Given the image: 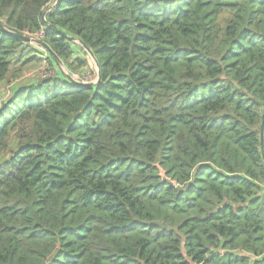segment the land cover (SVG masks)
Segmentation results:
<instances>
[{
  "label": "trees",
  "instance_id": "16d2710c",
  "mask_svg": "<svg viewBox=\"0 0 264 264\" xmlns=\"http://www.w3.org/2000/svg\"><path fill=\"white\" fill-rule=\"evenodd\" d=\"M54 1L0 0V83L57 62L18 34L93 76L61 32L99 81L0 103V264H264V0Z\"/></svg>",
  "mask_w": 264,
  "mask_h": 264
},
{
  "label": "rangeland",
  "instance_id": "374dc122",
  "mask_svg": "<svg viewBox=\"0 0 264 264\" xmlns=\"http://www.w3.org/2000/svg\"><path fill=\"white\" fill-rule=\"evenodd\" d=\"M34 45H36V44H34ZM72 45L74 46V49L76 50V54H78L80 57H82V59H84L86 61V69H88L89 67L93 68L94 67V63H93L92 57L87 52H85L84 50L82 52L78 48V46H80V44L78 42H73ZM38 49L40 50V48H38ZM54 68L56 70H54ZM61 70L64 73L68 74L67 69L62 64V62H60L59 60L56 62L54 67H52V66L49 67L48 64H47V61H45V60L41 61L40 63H36V62L28 63V64L22 66L20 69H19V65L18 64L13 65V71L15 72L16 76H10L3 83H0V103L4 100L3 99L4 94L7 91H10L12 86L24 85V84H28L31 81H35V80H39L40 79V78L39 79H32L30 77L31 74L43 71L42 75H46L45 77H48V76L54 75V73L56 71H61ZM70 73H71V75L72 74L77 75L78 80H80V81H90L91 82L94 79L92 77V75H91V76H88L90 78H88L86 80H83V76L82 77L80 76L81 69L73 70ZM45 77H43V78H45Z\"/></svg>",
  "mask_w": 264,
  "mask_h": 264
},
{
  "label": "water",
  "instance_id": "95a60500",
  "mask_svg": "<svg viewBox=\"0 0 264 264\" xmlns=\"http://www.w3.org/2000/svg\"><path fill=\"white\" fill-rule=\"evenodd\" d=\"M58 3V0H55L54 1V4L50 7H54L56 4ZM2 27V25H1ZM62 36L66 37V39L73 43V42H78L80 43L76 38L74 37H71V36H68L66 35L64 32H61ZM20 39H22L23 41L27 42V43H35V44H38L40 46H42L45 51L47 52L48 56L51 57L54 61H58V57L56 56V54L42 41H38L36 39H33L31 37H28V36H24V35H17ZM81 44V43H80ZM84 50L92 57L93 59V56H92V53L90 52L89 48L85 45H82ZM94 61V59H93ZM95 63V61H94ZM96 64V63H95ZM68 79L70 80H73L76 84H91V83H85V82H81V81H77V80H74L71 78L70 75H68L67 73H64ZM99 81V72L96 68V80H95V83ZM260 153H261V157L263 159V162H264V111H263V114H262V121H261V124H260ZM159 175L162 177V180H165L167 181L168 183L170 184H175V182H173L172 180H170L169 178H167L165 176V172L159 168ZM151 224H156V225H159L161 226L162 228H165L166 225L164 222H161V221H152Z\"/></svg>",
  "mask_w": 264,
  "mask_h": 264
},
{
  "label": "built area",
  "instance_id": "2783aa9c",
  "mask_svg": "<svg viewBox=\"0 0 264 264\" xmlns=\"http://www.w3.org/2000/svg\"><path fill=\"white\" fill-rule=\"evenodd\" d=\"M40 36H41V33H38L37 35L34 36V38L38 39V37H40ZM40 50L42 51L43 56L45 57V56L47 55L46 52H45V50H44L42 47H40ZM42 74H43V71H40V72H38V73H33V74H31L30 77H31L32 79H39V78H43V77L46 76V75H42ZM71 77H72L73 79H78L77 75H74V74H72ZM88 78H90V77H86V78H84L83 80H86V79H88ZM92 81H93V80H92ZM9 94H10V91H7V92L4 94L3 99H6V98L9 96Z\"/></svg>",
  "mask_w": 264,
  "mask_h": 264
},
{
  "label": "clouds",
  "instance_id": "9594fccd",
  "mask_svg": "<svg viewBox=\"0 0 264 264\" xmlns=\"http://www.w3.org/2000/svg\"><path fill=\"white\" fill-rule=\"evenodd\" d=\"M28 37H32V38H34L33 36H28ZM34 39H36V38H34ZM36 40H38V39H36ZM38 41H39V40H38ZM30 44H33V45H34L35 43H30ZM36 45H37L38 47H37ZM36 45H35V46H36L37 48L42 47V46H40V45H38V44H36ZM42 48H43V47H42ZM43 49H44V48H43ZM44 50H45V49H44ZM40 51H41V50H40ZM41 52H42V51H41ZM45 52H46V51H45ZM46 54H47V52H46ZM46 56H48V54H47ZM93 63H94V61H93ZM93 68H94V74H93V76H92V77L94 78L93 81H91V82H90V81H81V82H85V83H95V80H96V67H95V64H94V67H93ZM72 79H73V78H72ZM83 79H84V77H83ZM74 80L80 81V80H78V79H74Z\"/></svg>",
  "mask_w": 264,
  "mask_h": 264
}]
</instances>
